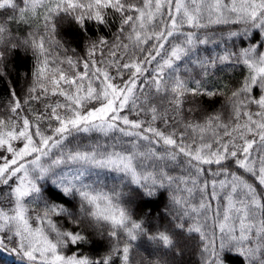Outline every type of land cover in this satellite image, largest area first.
Segmentation results:
<instances>
[{
	"label": "snow or ice",
	"instance_id": "snow-or-ice-1",
	"mask_svg": "<svg viewBox=\"0 0 264 264\" xmlns=\"http://www.w3.org/2000/svg\"><path fill=\"white\" fill-rule=\"evenodd\" d=\"M110 14L120 20L111 42L61 58L58 28L86 33ZM0 17V67L21 50L38 61L0 115V249L22 264H172L166 256L198 236L204 264L226 254L264 264V0H0ZM10 22L26 27L17 35ZM236 39L250 44L233 50ZM210 45L224 47L201 54ZM224 65L246 69L229 93L211 79ZM201 97H224L227 113L208 114ZM97 133L110 143L84 139ZM93 169L126 179L105 190ZM162 190L170 219L153 230L125 197ZM96 239L102 255L77 254Z\"/></svg>",
	"mask_w": 264,
	"mask_h": 264
},
{
	"label": "trees",
	"instance_id": "trees-1",
	"mask_svg": "<svg viewBox=\"0 0 264 264\" xmlns=\"http://www.w3.org/2000/svg\"><path fill=\"white\" fill-rule=\"evenodd\" d=\"M2 18V17H0ZM110 24L108 27H101L97 24L88 23L87 32H82L78 25L66 23L58 28L56 33V39L60 41L62 48L57 49L60 52L61 58L64 55L72 56L74 59H81L87 56V47L88 40H96L100 37L108 39L111 42L117 35V29L120 23L118 14H110L109 17ZM10 26L16 31L17 35L21 34L24 31L26 26L24 25H15L11 24ZM210 32L219 33L220 29L213 28L209 30ZM87 37V38H86ZM258 43L260 41H257ZM250 44L248 39H236L234 42L235 47L233 50H237L242 47H247ZM228 46H232V42H229ZM223 45L219 48H216L215 45L210 46H201V54H205L212 49L216 51H222ZM64 49H68L65 53ZM74 50V51H73ZM106 57V53H105ZM101 57L100 53H97L95 59L98 61L104 59ZM38 61L36 58L28 52L19 51L12 53L7 59L3 62V66L0 67V72L6 73L3 76H0V115H6L7 109L11 101V91L15 90L16 93L23 97L25 89L32 83V73L35 71ZM65 69L72 74V70L68 68L65 64L63 65ZM78 70L83 71L82 65H78ZM246 75V69L240 65H224L221 68H216L212 70L211 79L221 84L222 86L227 85L225 89L226 93H229L234 87L237 86L239 81H241ZM52 101L60 99L59 97H51ZM201 106L206 110L208 114L221 113L226 114L228 109L224 97H217L213 100H209L205 97L199 98ZM91 107V105H89ZM254 107V106H253ZM197 117L202 118L200 113L196 114ZM130 118H135L131 117ZM192 116H189V119H192ZM85 140H91L92 142H98L102 144L110 143V137H105L101 134H93L91 137H85ZM208 167V166H204ZM215 167V166H213ZM176 175L184 174L182 169H177L175 172ZM210 175V174H209ZM91 179L96 181L97 184L102 185L105 190L111 189L115 185L121 183L123 178L118 173L108 172L106 170H92ZM130 187L135 188V185ZM163 195L158 196L154 199L146 200H136L132 196L125 197V200H133L131 205L134 217H145L148 226L155 230L160 227H168L170 219V192L167 190H162ZM214 207L218 206L216 201H212ZM163 214V219H162ZM211 215V213H210ZM54 222L58 226H68L65 225L64 220L57 221L56 218H53ZM212 224V221H209V225ZM206 232L211 235L212 229L206 227ZM216 242L219 244V231L216 229ZM206 241L201 240L198 236L187 237L186 242H182L183 252L180 255L168 254L166 259L172 264H204L205 255L202 252V248ZM11 245H8L5 249H0V264H22L20 257L15 255L11 251ZM154 247V246H149ZM106 249V244L101 240H94L93 243L84 245L81 248L77 249V254L87 255L89 257H96L102 255ZM158 254V252L156 253ZM226 264H242V258L235 254H226L225 257Z\"/></svg>",
	"mask_w": 264,
	"mask_h": 264
}]
</instances>
